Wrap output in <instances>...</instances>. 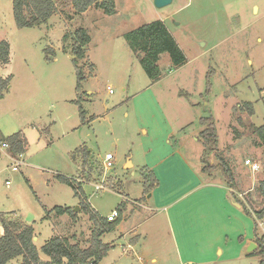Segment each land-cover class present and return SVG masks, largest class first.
Wrapping results in <instances>:
<instances>
[{"label":"rangeland","instance_id":"1","mask_svg":"<svg viewBox=\"0 0 264 264\" xmlns=\"http://www.w3.org/2000/svg\"><path fill=\"white\" fill-rule=\"evenodd\" d=\"M115 4L112 15L96 8L74 14L70 6L41 27L18 28L12 0H0V40L10 44V61L0 65V75H11L0 99V137L21 131L27 140L21 157L25 164L17 171L10 169L13 160L0 142V214L32 224L42 261L50 258L40 247L53 236L88 247L93 224L73 189L58 179L63 175L81 181L80 161L71 155L82 146L93 155L91 181L82 183L90 206L106 217L124 202L121 226L101 237L112 246L98 264H143L123 249L136 233L146 236L142 247L160 264H183L188 258L212 260L205 264H260L259 255L238 253L237 237H230L236 230L230 227L224 233L228 237L223 234L222 253H217L213 238L210 246L197 240L182 245L174 223L177 245L165 218L169 207L164 212L147 200L151 180L144 170L162 161L170 169L160 174L163 185L175 181L173 173L185 178L188 182L178 194L184 197L177 202L185 208L204 189L208 202L203 208L210 211L213 225L214 213L219 216L214 209L223 201L217 185L224 182L239 192L248 209L263 207L259 187L264 150L255 129L264 125V0H172L163 8H156L153 0ZM156 19L164 21L187 61L174 67L168 54H161L162 75L151 82L124 34ZM77 27L90 35L87 57L78 61L82 112L74 102L77 75L71 53ZM245 102L253 104L252 115L241 110ZM204 110L217 130L218 145L212 152L200 137ZM107 152L114 158L113 166L105 169ZM177 153L186 163L175 161ZM246 159L257 163L258 170H250ZM128 161L131 168L125 167ZM221 161L232 174V184L219 168ZM208 164L211 172L203 170ZM59 206L71 207L74 215H56ZM134 227L137 232L131 231ZM256 229L258 239L264 237V218ZM17 259L21 261L17 257L11 263Z\"/></svg>","mask_w":264,"mask_h":264},{"label":"trees","instance_id":"2","mask_svg":"<svg viewBox=\"0 0 264 264\" xmlns=\"http://www.w3.org/2000/svg\"><path fill=\"white\" fill-rule=\"evenodd\" d=\"M72 7L74 14H81L90 8L100 9L104 14L112 15L116 12L115 0H12V11L15 24L18 28L39 27L45 24L48 19L57 13L63 12L64 8ZM67 34L63 35L65 39ZM71 53L74 55L73 63L77 75L76 99L74 102L79 105L81 110L82 91L81 80L83 79L82 68L78 66V61L83 60L86 56V47L90 42V35L83 27H77L72 33ZM129 49L136 54L137 59L151 82L160 79L162 73L158 65L161 54L167 53L172 66L180 67L187 61L184 52L178 46L176 40L168 31L165 23L161 19L153 20L147 24L128 31L124 34ZM10 61V44L7 40H0V65H6ZM93 68V64H90ZM11 75H0V99L9 86ZM242 111L249 115L254 113L253 104L245 102ZM200 122L205 126L201 131L200 137L209 152L218 145L217 130L213 117L201 118ZM256 133L261 140L264 150V125L257 127ZM0 142L7 143V150L12 156L23 154L27 148V140L21 131L15 132L5 137H0ZM72 159L78 157L80 161V178L81 181L59 175L58 179L68 184L74 191V195L79 198L82 211L88 215L93 224V231L88 247L82 248L76 243L70 242L69 238L62 236H53L46 240L40 247L42 253L47 255L50 260L42 261L39 258V251L34 244V228L30 222H24L20 218H7L5 214H0L2 225V235L0 236V264H61L65 260L66 264H98V262L107 254L112 244L103 242V234L114 230L121 222V212L124 202L117 206L118 216L113 221H107L106 217L99 215L89 204L87 197L82 189V183L91 181L93 165H91V152L86 147L79 146L72 152ZM79 157L81 160H79ZM87 167V169H86ZM223 175H225L232 184V174L221 161L219 163ZM205 172H211L212 166L205 165ZM229 175V177H228ZM151 180L148 188L152 187L155 180L149 173L146 176ZM94 180V179H93ZM114 182V181H112ZM260 192L264 202V180L260 183ZM245 207V206H244ZM246 208V207H245ZM259 218H264L263 207L252 211ZM56 215L68 214L74 215L71 207H55ZM46 218V217H45ZM257 249L250 255L256 254L261 257L260 264H264V237L256 238ZM21 257V261L11 263L15 258Z\"/></svg>","mask_w":264,"mask_h":264},{"label":"crops","instance_id":"3","mask_svg":"<svg viewBox=\"0 0 264 264\" xmlns=\"http://www.w3.org/2000/svg\"><path fill=\"white\" fill-rule=\"evenodd\" d=\"M42 25H40L39 27H41ZM86 51H87V47H86ZM6 65L4 66L6 67ZM200 124L204 128V125L201 122ZM196 141L199 140L196 139ZM4 149L6 153L9 156H11L14 162V159L17 158L18 155L14 157L9 153V151L6 148ZM182 160H184L183 162L186 163L185 158L182 156V154L179 153L175 161H182ZM161 162L152 165V169H151L152 171L147 168L144 170L145 176H148L150 173L152 178L155 180L153 186L149 188L151 190V193L147 196V200H149V202L152 200L154 204L161 206L159 207V209L162 208L164 212H167V208L169 207L168 213L165 214V218L169 223L171 222L174 232V239L175 241H177V245H179V242L175 232L176 230H174L175 229L174 223H176L177 234L181 238H183V241L181 242L182 245L186 244V246H188L189 241L197 240L199 245L203 247L210 246L211 239L213 238L217 241V246L215 247V249L219 247L218 249H216L217 253H222L220 247H222L221 244L224 239L223 234L226 233V231H229V227H230V230H234V229L236 230L234 235L232 234L230 235V237H234V236L237 237V246L239 248L238 253L245 256H252L249 253H252L254 249L251 251H246V250L251 243H255L257 249L258 245L255 240L256 238H258L256 228L258 226L259 218H257L253 214L252 210L248 209V207L243 203V201L240 200V198L237 195L239 194V192L236 191L235 189H232L231 186H229L228 184L226 185L225 182L223 184L217 185V190H220L223 201H222V207H218L214 209L216 212L218 211L219 216L214 213L216 224L213 225L210 219L211 218L210 211L209 212L205 211V209L203 208L205 207V203L208 202V194L205 192V190L203 189L201 191L200 190L197 191L199 194L197 195L196 198H193L190 201L186 202L185 204V206H187L186 208L184 207V204L182 202L177 203L179 199L184 197V194H182L181 196L178 194L180 191L184 190L183 187L185 186V184H187L188 181L187 180L185 181V178L183 179L179 178L178 175H175V173H173L175 181L173 182L169 181L166 185H163L161 182L160 174L162 172L170 171V169L168 167L166 168L165 165L163 166ZM23 164H25V162ZM158 164L161 166L158 167ZM127 165H129V168L132 167V164L129 161L126 163L125 166L126 168L128 167ZM187 172L189 175L190 170L187 169ZM199 203L202 204L203 206H199ZM121 217L123 219V217L125 218V215L123 216L122 213ZM184 219L187 220L186 224H184L183 222ZM120 226L121 224H119L117 227L119 228ZM117 227L115 229H117ZM135 227L137 228L138 226ZM135 227L131 231L137 232V229ZM136 235L139 234L136 233L128 237L127 239L128 243L126 244L125 247H123L125 254L127 255L130 254L129 252H132L133 257H136V259L143 262V264H147V261H150L151 264H160L156 257L154 256L152 257L151 254H147L146 251L143 249L142 240L145 241L146 236L141 237L140 235L139 236ZM224 236L228 237L226 234H224ZM231 240L233 239L231 238ZM33 241H34V237H33ZM137 242H139V244H137ZM183 261H184L183 264H205L208 262H212L210 258H199L197 260L188 258Z\"/></svg>","mask_w":264,"mask_h":264},{"label":"built area","instance_id":"4","mask_svg":"<svg viewBox=\"0 0 264 264\" xmlns=\"http://www.w3.org/2000/svg\"><path fill=\"white\" fill-rule=\"evenodd\" d=\"M110 92H111V90H110ZM1 147L7 148L8 145L5 142H1ZM21 157H22V154H19L18 157L14 159L13 165H11V168H10L12 171H17L18 167L24 163V160ZM113 158L114 157H113L112 153H106L105 154L104 160H103V167L105 169L111 168L113 166ZM245 164L249 165L250 169L252 171H256L259 168L258 164L253 162L251 159H246ZM5 183L8 184L9 181L7 180ZM100 188H102V186H100V185L96 186V189H100ZM117 216H118V211L115 209L109 215L106 216V220L107 221H113L117 218Z\"/></svg>","mask_w":264,"mask_h":264},{"label":"water","instance_id":"5","mask_svg":"<svg viewBox=\"0 0 264 264\" xmlns=\"http://www.w3.org/2000/svg\"><path fill=\"white\" fill-rule=\"evenodd\" d=\"M172 2V0H153V3H154V6L156 8H163L167 5H169L170 3ZM211 116L210 112H208L207 110H204V113H203V118H209ZM78 206H76L75 208V211L77 210ZM256 248V244L255 243H251L249 245V247L247 248L246 251H251L253 249Z\"/></svg>","mask_w":264,"mask_h":264}]
</instances>
